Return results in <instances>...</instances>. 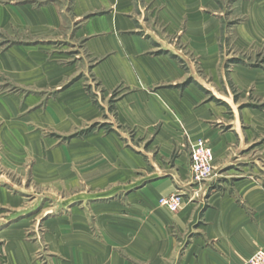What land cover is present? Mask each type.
I'll use <instances>...</instances> for the list:
<instances>
[{"label": "crops", "instance_id": "crops-1", "mask_svg": "<svg viewBox=\"0 0 264 264\" xmlns=\"http://www.w3.org/2000/svg\"><path fill=\"white\" fill-rule=\"evenodd\" d=\"M251 50L264 0H0V264L264 250V68L229 63Z\"/></svg>", "mask_w": 264, "mask_h": 264}, {"label": "built area", "instance_id": "built-area-1", "mask_svg": "<svg viewBox=\"0 0 264 264\" xmlns=\"http://www.w3.org/2000/svg\"><path fill=\"white\" fill-rule=\"evenodd\" d=\"M190 176L194 183H202L208 180L213 173V152L204 139H197L190 148ZM182 194L174 192L160 197L158 204L168 211H177L183 201ZM245 264H264V251L255 252Z\"/></svg>", "mask_w": 264, "mask_h": 264}, {"label": "rangeland", "instance_id": "rangeland-1", "mask_svg": "<svg viewBox=\"0 0 264 264\" xmlns=\"http://www.w3.org/2000/svg\"><path fill=\"white\" fill-rule=\"evenodd\" d=\"M251 51H247V52L234 51L233 52L234 58L230 59L229 63H233V62H236V61H242V62H244V63H246L248 65H251V66H257V67H263L264 68V50H261V51L260 50L259 51L251 50ZM252 102L257 104L259 101H257L256 99H252ZM16 182H18V180H16ZM258 251H261V250H258Z\"/></svg>", "mask_w": 264, "mask_h": 264}]
</instances>
